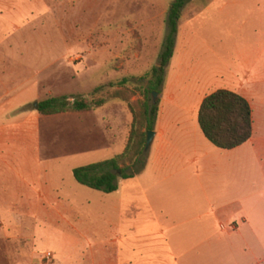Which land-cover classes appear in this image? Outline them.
<instances>
[{
    "label": "rangeland",
    "instance_id": "rangeland-1",
    "mask_svg": "<svg viewBox=\"0 0 264 264\" xmlns=\"http://www.w3.org/2000/svg\"><path fill=\"white\" fill-rule=\"evenodd\" d=\"M174 2L0 0V9L19 7L20 11L12 10L8 24L0 26L10 31L9 42L3 49L11 57H27L31 69L13 76L17 80L32 81L29 87L39 86L43 94L53 91L54 96H60L69 92L74 95L71 97L87 95L89 100H97L108 99L120 90L136 103L143 99L140 92L149 85L148 74L152 68L160 66L168 34L167 18ZM61 56L71 61L44 69L51 60ZM39 71L42 73L36 77ZM127 78L130 81L126 86L119 85ZM246 80L264 88V0H190L179 20L174 56L166 68L164 84L160 91L154 92L157 100L154 102L151 96L150 103H158L159 113L165 109L166 117L183 118L199 125L198 113L208 95L221 89H242L240 83ZM140 87L142 90H137ZM98 109H94L96 118L89 116L53 126L43 124V152L54 155L52 160L62 165L64 187L67 190L70 186L77 187L82 194L73 198V205L65 207L73 213L70 223L55 220L52 213H43L37 219H23L2 208L0 244L6 246L10 254H0L1 261L19 264L21 254L17 251L28 243L39 248L38 256L50 254L54 248L64 245L60 234L70 229L93 233L95 237L91 241L99 243L101 230L115 233L114 216L117 214L131 224L134 207L128 204L130 189L152 181L146 178L151 148L145 152L140 173L122 180L121 195L80 186L70 174L73 166L79 168L114 158L123 151V140L128 144L133 122L128 104L107 100V105ZM65 145L76 155L66 158ZM48 146L51 147L47 149ZM221 176L218 187L224 189L225 179ZM201 182L209 187L212 180L203 177ZM120 198L127 199L122 207L117 202ZM220 202L222 204L215 207L217 219L212 221L215 225L212 230L218 238L185 239L187 245L200 244L204 251L197 260L199 264L224 263L226 256H230L224 235L234 231L233 224L227 221L224 200ZM115 207H120L121 211H116ZM209 208L204 207V211ZM185 222L187 228L197 224ZM21 235L30 240H24ZM6 256L8 259L4 258Z\"/></svg>",
    "mask_w": 264,
    "mask_h": 264
},
{
    "label": "crops",
    "instance_id": "crops-1",
    "mask_svg": "<svg viewBox=\"0 0 264 264\" xmlns=\"http://www.w3.org/2000/svg\"><path fill=\"white\" fill-rule=\"evenodd\" d=\"M12 10L20 12L19 7ZM12 10L0 9V26L8 24ZM9 34V30L0 29V210H9L23 219L52 213L55 220L69 222L73 213L65 207L73 205V198L82 193L77 187H64L62 165L52 160L54 155L43 152L42 126L96 118L99 109L41 115L35 103L59 97L73 101L74 95L63 92L54 96L53 91L43 94L39 86L29 87L32 81L17 80L13 74L17 76L31 67L27 57L5 53L3 47L9 42ZM65 60L71 61L61 56L44 69L50 70ZM41 73L36 72V77ZM240 86L242 89L233 92L246 98L253 110V136L249 142L233 150L219 149L206 141L195 121L166 117L162 109L146 175L152 181L130 189L128 204L134 207L131 224L121 214L115 215V233L101 230L99 243L91 241L93 233L67 230L60 234L64 245L49 252L52 260L48 263H43L47 254L38 256L39 248L28 243L17 251L21 254L19 264H199L197 260L204 251L200 244L187 245L185 239L218 238L212 221L217 219L215 207L222 200L234 231L224 235L230 256L218 264H264V88L247 80ZM123 142L124 151L127 144ZM64 147L66 158L76 155L68 145ZM74 168L70 169L72 176ZM221 175L224 189L218 187ZM203 177L211 178L209 187L201 182ZM120 187L115 192L118 195L122 194ZM136 189L142 192L137 194ZM139 195L142 197L136 198ZM125 200L120 198L118 205H125ZM120 207L115 210L121 211ZM204 207L211 208L204 211ZM185 221L197 224L187 228ZM21 237L30 240L26 235ZM0 254H10L2 243ZM0 264L11 263L0 260Z\"/></svg>",
    "mask_w": 264,
    "mask_h": 264
},
{
    "label": "trees",
    "instance_id": "trees-1",
    "mask_svg": "<svg viewBox=\"0 0 264 264\" xmlns=\"http://www.w3.org/2000/svg\"><path fill=\"white\" fill-rule=\"evenodd\" d=\"M190 0H175L171 5L165 42L159 67L148 74L149 85L140 92L143 99L136 103L124 91H116L108 99L89 100L83 96L49 98L39 102V113L53 116L64 113L89 112L102 108L107 100H120L128 104L133 116L132 128L125 150L114 158L75 168L73 176L77 183L89 189L113 194L119 189L120 180H128L140 173L145 155L147 134L154 132L158 103L151 105V96L160 91L165 81V71L174 56L178 24L186 4ZM129 79L119 85L126 86ZM113 87V85H109ZM141 91V87L137 89ZM135 94V93H134ZM198 121L206 139L222 150H233L250 141L253 136V110L249 101L230 90H217L208 95L201 104Z\"/></svg>",
    "mask_w": 264,
    "mask_h": 264
},
{
    "label": "water",
    "instance_id": "water-1",
    "mask_svg": "<svg viewBox=\"0 0 264 264\" xmlns=\"http://www.w3.org/2000/svg\"><path fill=\"white\" fill-rule=\"evenodd\" d=\"M155 96H157L156 93L153 94L154 102L157 100V99L155 98ZM38 105H39V103H35V105H34V107H35V109H36L37 111H38V109H39ZM155 136H156L155 132H149V133L147 134V141H146L145 152H148L149 149L151 148L152 143H153V141H154V139H155Z\"/></svg>",
    "mask_w": 264,
    "mask_h": 264
},
{
    "label": "built area",
    "instance_id": "built-area-1",
    "mask_svg": "<svg viewBox=\"0 0 264 264\" xmlns=\"http://www.w3.org/2000/svg\"><path fill=\"white\" fill-rule=\"evenodd\" d=\"M43 260L47 261V262H51L52 260V255L51 254H47L43 257Z\"/></svg>",
    "mask_w": 264,
    "mask_h": 264
}]
</instances>
